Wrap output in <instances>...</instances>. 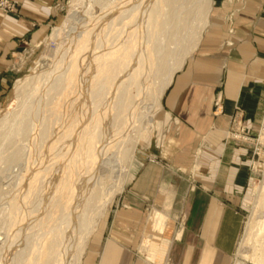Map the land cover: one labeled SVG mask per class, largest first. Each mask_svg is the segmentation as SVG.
Segmentation results:
<instances>
[{
  "label": "crops",
  "instance_id": "obj_1",
  "mask_svg": "<svg viewBox=\"0 0 264 264\" xmlns=\"http://www.w3.org/2000/svg\"><path fill=\"white\" fill-rule=\"evenodd\" d=\"M14 1L15 13L0 11V101L13 59L49 32L59 3ZM207 3L194 52L162 95L161 146L133 157L79 264H229L249 178L230 133L233 120L251 131L264 114V0Z\"/></svg>",
  "mask_w": 264,
  "mask_h": 264
},
{
  "label": "bare ground",
  "instance_id": "obj_2",
  "mask_svg": "<svg viewBox=\"0 0 264 264\" xmlns=\"http://www.w3.org/2000/svg\"><path fill=\"white\" fill-rule=\"evenodd\" d=\"M92 1L94 4L98 3L99 14L87 18L88 21L83 23L80 31L77 29L79 32L75 36L73 47H68L63 55V62L55 72L56 77L48 81V87L36 91L29 89V80H17L14 83L13 91L28 88L24 105L29 106L27 112H31L32 116L26 121L15 117L9 133L26 138L27 155L24 168L14 171L18 184L15 196L8 205L11 211L10 221H13V229L9 230L12 232V239L0 249V264H45L51 256L55 257L52 264H79L84 243L86 244L97 219L122 185H112L101 201L95 189L103 178L100 174L106 173L105 176L111 179L110 174L114 172L113 168L109 171L100 170L115 162L108 152L126 130L129 125L127 121L132 117L139 95L146 90L153 56H157L160 61L158 67L164 68L166 65L161 53L164 46L158 40V32L172 28L175 18L173 7L182 0ZM189 52L190 50L183 59ZM183 59L175 65L167 63L166 74L155 93V110ZM133 87L137 93L130 97L129 92ZM57 91L61 96H68L71 91L75 93L66 116L65 111L57 113L56 106H53L52 94L58 95ZM32 104L33 109L30 107ZM13 157L11 154L7 158L11 160ZM113 167L116 168L115 165ZM115 178L116 182L119 181L117 176ZM50 193L59 195V210L55 212L58 216L52 218L56 223L53 222L55 225L47 227V232L42 233L43 242L39 235L31 244L33 237L21 234L26 230V225L39 215L38 211L37 214L34 213L33 206H28V199L34 194H40L41 202L46 205L50 201ZM33 202L35 204L34 200ZM43 207L41 206L42 210ZM52 208L54 209V205ZM89 208H95L94 218L87 215ZM255 208L259 209L256 211L257 219H260L264 206L256 205ZM8 215L10 216L9 213ZM48 225L51 226L50 223ZM253 225L261 228L264 222H250L248 230ZM82 232H85L84 235ZM22 241L30 250L25 261L23 254L17 252ZM69 257L71 259L68 261ZM260 263L264 264V246Z\"/></svg>",
  "mask_w": 264,
  "mask_h": 264
},
{
  "label": "rangeland",
  "instance_id": "obj_3",
  "mask_svg": "<svg viewBox=\"0 0 264 264\" xmlns=\"http://www.w3.org/2000/svg\"><path fill=\"white\" fill-rule=\"evenodd\" d=\"M5 2L10 4V9L3 11L0 8V11L5 14L15 13L17 10V2L14 0H0V3ZM56 7L58 10L57 16L53 20L49 32L33 47L21 51L13 59V73L15 74L8 83V89L0 101V249L3 245H8L10 243L9 240L12 239V232H9V230L13 229V221H10L11 211H9L10 206L8 205L10 204L11 199L15 196L17 189L16 185L18 184V180L14 171H16V169L20 170L21 168H24L27 155L26 138L22 136L18 137L15 134L10 135L9 133L13 125V119L15 117L22 118L24 121H26L32 116L31 112H27V107L29 106L24 105L28 88L22 89V87L13 91L14 83L17 80L25 79L26 82L29 80V89L36 91H40L46 86L48 87V81L53 80L54 76L56 77L55 72L58 66L63 62V55L67 52L68 47H73L75 36L80 31L83 23L87 22L90 17L97 16L100 11L98 3L95 2L94 4L92 0H59V3ZM173 8L175 10H173L174 13H172L175 15V18L172 21V28L166 30L165 32H163V30H159L158 32V40L163 43L164 46V50L161 53H163L162 57L166 60V65L167 63L170 65H175V63L183 59L187 51L190 50L188 53L189 55L183 59V64L184 61L194 52V48L197 45L200 33L205 23V15L207 14L208 3L207 0H182L180 4L178 3L177 5H174ZM85 12L88 13L87 16ZM74 32L75 34H73ZM196 36L197 40L195 41L194 38ZM152 45L153 43L149 46V48L152 47ZM157 60V56L154 55L151 61L153 66L150 69L147 79L148 81L146 90L144 93L139 95V100L134 107L132 117L127 121L129 125H127L125 128L126 130L120 134L119 138L115 141L116 144L113 143L112 149H110L108 152L112 161L115 160V162L110 164L109 167L104 166L102 170H100V172L104 170L109 171L111 168H113L112 171L114 172L113 174H110L111 179L105 176L107 175L106 173H101L102 175L100 174V177L103 176V178L99 183V186H97L95 189L97 190L98 197L101 201L105 197L104 195L107 192V189H110L112 185L117 184L118 186L119 184H122V189L131 160L136 154L140 152L141 148H146L148 146L147 148L157 149L159 146H161L162 139L166 131L165 124L167 122L163 118L161 111H159L161 108L162 95L164 92L159 99V106L156 110L154 109L155 107L153 105V101L156 90L158 89L162 79L166 74L167 67L166 65L164 68L158 67L160 65V61ZM65 62L66 61H64V63ZM131 89L132 90L129 92L130 94L128 93L129 96H136L137 92L135 91V87ZM56 93H58V91ZM74 94V91H71V94L69 93L68 96H61L59 93L58 95H55V93L52 94L54 96L53 106H56L57 108H55V111L57 113L60 111H65L66 116V112L69 109ZM61 100L62 102H60ZM30 107L33 109V104ZM217 109L218 108L216 106L215 111H217ZM119 115L122 116V114ZM234 121L235 120H233L234 126L230 133V139L243 144L249 178L247 179V182L244 186L241 201L242 206H240L244 218L243 230L236 249L229 260V264H261L260 259L264 246V225L261 228H258L257 225H253L251 230H248V227L250 222L254 224L261 222V220L264 222V210L260 212L259 216L261 218L257 219L258 211L256 210L259 209L255 208L256 205L264 206V114L258 127L251 131L244 130L240 121H238L237 125ZM11 154L14 155V157L10 160L7 157H11ZM114 165L116 168L113 167ZM117 167L120 169L118 170ZM116 176L118 177L117 179H119L117 182L115 178ZM42 189L43 187L40 188V190ZM120 190L116 191V194L114 193L107 206H113L116 203ZM30 191L32 192V190ZM50 194V201L46 203V205H44L45 203L41 202L40 194H36L38 197H36L34 194L28 199V206H33L32 208L35 211L34 213L37 214L38 211L39 215L36 217L37 219L34 220L35 223L34 221H30L26 225V230L21 234L30 235V238L33 237L31 238L33 239L31 244L34 242V238L38 239L42 233L47 232L48 228L53 227L56 223L55 219L53 220L52 218L58 216L57 213L55 214V212H58L57 210H59V205L57 203L60 201L59 195H54L52 193ZM33 200L35 201V204ZM53 205L54 209L52 208ZM41 206H44L43 210L41 209ZM88 214L94 218L95 208H89V213H87V215ZM50 218L53 221L49 220ZM98 220L99 218L97 221ZM53 222L55 223L53 224ZM45 223L46 225H44ZM49 223L51 226L48 225ZM37 227L39 229H37ZM95 229L96 227L94 226L89 236L95 232ZM84 233L85 232H82L81 234L84 235ZM247 233L249 235L248 237ZM40 238L39 239L43 242L42 236ZM41 241H39L40 244H42ZM85 245L86 244L84 243V248ZM250 246H252V248ZM17 248V252L23 254V261H25L30 252L29 247L24 245L22 241V243H19ZM20 249H22V251ZM27 250L28 253H26ZM81 256L79 258V263ZM70 259L71 258L69 257L68 261ZM53 261H55V257L51 256L48 258V262L45 264H52L54 263ZM71 263L73 262L71 261Z\"/></svg>",
  "mask_w": 264,
  "mask_h": 264
},
{
  "label": "built area",
  "instance_id": "obj_4",
  "mask_svg": "<svg viewBox=\"0 0 264 264\" xmlns=\"http://www.w3.org/2000/svg\"><path fill=\"white\" fill-rule=\"evenodd\" d=\"M0 8L5 11V10H9L10 9V4H8L7 2L5 3H0Z\"/></svg>",
  "mask_w": 264,
  "mask_h": 264
}]
</instances>
